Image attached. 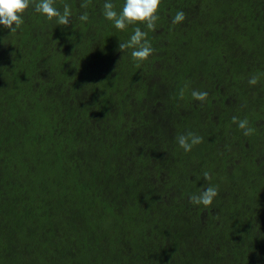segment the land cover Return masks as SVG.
Here are the masks:
<instances>
[{
    "label": "trees",
    "instance_id": "1",
    "mask_svg": "<svg viewBox=\"0 0 264 264\" xmlns=\"http://www.w3.org/2000/svg\"><path fill=\"white\" fill-rule=\"evenodd\" d=\"M83 2L55 0L67 27L31 5L0 25V264H264V0H161L155 31ZM136 27L143 62L118 50Z\"/></svg>",
    "mask_w": 264,
    "mask_h": 264
},
{
    "label": "clouds",
    "instance_id": "2",
    "mask_svg": "<svg viewBox=\"0 0 264 264\" xmlns=\"http://www.w3.org/2000/svg\"><path fill=\"white\" fill-rule=\"evenodd\" d=\"M91 0H84L80 7L87 9ZM161 0H124L122 9L117 12L115 5L111 0H105L103 4V16L106 20L111 21L114 27L120 31L125 30L129 25L143 23L149 31H155L157 21L159 20L158 11ZM31 6L36 13L42 14L47 20H56L58 25L67 27L70 24L72 16L71 6L67 3L63 5L61 12L55 7V0H0V25L9 29V32L15 33L24 23L23 14ZM186 19V14L183 11H177L172 18V24L182 23ZM81 22L89 20L87 11L79 15ZM127 49H132L131 57L133 60L143 62L147 60L153 53L154 48L151 42L147 39V32L142 31L139 27L134 28L133 34L126 42L118 44V50L124 52ZM259 76L253 75L249 78L248 84L255 86L259 82ZM188 86L180 90L179 96L184 97V91ZM191 97L195 101L205 102L208 98L206 91L192 90ZM232 123L237 124L238 128L243 131V135L250 136L256 131L255 128L249 125L247 118L239 119L236 116L232 117ZM177 142L180 148L185 152H190L196 145L203 143V137L193 133L179 135ZM205 180H211L209 172L203 173ZM218 195V188L209 185L203 188L198 194L189 196V202L193 205H203L205 208L210 207L213 200Z\"/></svg>",
    "mask_w": 264,
    "mask_h": 264
}]
</instances>
